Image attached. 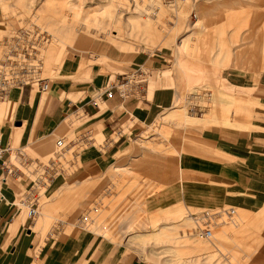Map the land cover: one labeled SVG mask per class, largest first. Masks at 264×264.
<instances>
[{
    "label": "rangeland",
    "instance_id": "1",
    "mask_svg": "<svg viewBox=\"0 0 264 264\" xmlns=\"http://www.w3.org/2000/svg\"><path fill=\"white\" fill-rule=\"evenodd\" d=\"M258 1L260 2L256 3L257 6H250L252 0H0V16L2 17L0 18V63L5 59L8 44L17 31H32L33 27H38L50 36L49 43L29 60L31 64H39L40 77L48 79L49 87L45 92L49 91L53 80L62 76L60 74L62 69L71 70L69 76L73 80L86 81L96 73L94 67L106 74L105 83L100 89H96L93 85L90 87L88 95L95 102H99L100 95L111 87L119 90V94L116 95L113 90L111 99L119 97L121 101L140 97L146 93L148 97H151L154 90L159 87H164L171 92L170 99L163 107H160L159 114L132 138L134 148L127 149L124 144L111 154L103 147L105 133L95 125L90 126L84 123L87 119L82 116L78 107L67 108L65 114L69 116L63 122L67 130L57 139L64 136L67 140L84 138L81 144L86 151L79 154L74 165L66 170L63 179L59 178L45 195L37 198L36 215L33 221L29 220L31 223L26 224L28 230L20 232V236L27 237L31 234L35 238L30 254L38 258L40 249L47 244L49 238L58 240L74 235L78 231L92 233L82 225L83 215L91 212L93 216H96L95 209L109 208L110 211L113 209L114 218L109 220L108 232L99 235L117 241L128 235L129 241L133 243L132 246L145 248L152 254L149 260L153 263L248 264L251 256L245 257L243 252L236 254L235 247L232 248L227 244L223 246L221 252L213 253L210 250L199 253L196 258L193 257V260L185 258L183 260L176 252L179 249L183 250L185 245L182 243L155 241L146 232L150 230L125 229L129 222L155 219L152 211L147 210L144 205L145 196L152 190L146 186L141 189L134 187L133 180L129 187L118 188L115 183L118 181L128 183L127 175L140 172L139 166L135 163L127 164V153L130 151L137 153V156L145 152L142 155H145L149 162L155 160L151 159V154L165 161L168 155H177L171 152V148L165 142L167 139L164 140L158 134L159 126L165 122V116L169 112L186 109L189 116L202 118L205 113L214 109L215 104L209 99L213 97L215 99V93L219 92L225 98L232 92L246 95L245 86L252 81L253 77L249 78V74L245 77L235 70L233 63L241 62L242 59L237 58V53L234 52L241 47L243 32L251 26L252 22L254 23L256 14L263 19L260 20V30L264 36V0ZM249 7L255 8L252 10ZM227 8H232L236 12L231 15L221 14L225 13ZM247 9L253 12L240 13ZM204 18L207 20L204 21ZM120 24L122 37L116 42L112 36H120L118 34ZM193 29L209 31L204 54L179 45L183 39L187 42L188 34ZM151 30L154 36H147L151 38L150 40L141 37L144 33L150 34ZM234 30L237 31L236 39L231 40L230 35ZM110 34L112 36H109ZM197 35L196 32L191 33L189 38H196ZM263 40L264 37H260L262 45ZM51 47L57 53L47 60L45 51ZM156 53L163 59L160 62L161 66L150 68L151 62L158 58ZM144 54L149 56V62L146 60L148 65L146 62L140 63V57L142 58ZM249 55L250 59L253 56L261 58V63L264 62V53ZM56 56H59L58 61H55ZM65 58L64 65L58 67L56 62L62 63ZM257 73L259 82L257 81L258 84L254 88V103L251 102L252 95H250L249 100L243 101V105L240 104L238 107L227 105L220 109L221 113L225 115L228 113L227 115L233 120L238 116H243L245 120L249 119L253 109L256 108H259L261 115L264 114V84L260 85L262 83L260 81L264 80V67L261 66ZM234 77H238V81ZM34 87L37 89V86ZM16 94L17 90H12L7 98L0 100V108L8 103L15 109V104L10 97H15ZM33 94L35 95V90ZM67 99L74 104L76 97L67 95ZM258 101L261 105L257 104ZM98 104L101 110L106 105L104 101ZM14 113L7 117L0 113V135H6L5 129H13L11 123L15 119ZM125 116V122L120 121L119 126L127 131V125L133 126L134 121L131 120L130 113ZM201 123L190 120L181 127L183 134L197 138L201 131L196 127L197 125L210 127ZM171 133L168 131V136ZM258 134L263 135L264 132ZM253 135L255 134L250 136L248 132L244 137L251 139ZM138 140L151 143L136 144L135 141ZM14 142L9 141L13 148H20L21 153L28 158L37 159L43 163L51 158L55 151L54 143L53 152L47 158H40L36 154H30L29 148L32 147L22 145V141ZM180 145L185 147L187 144L182 142ZM12 153L14 155H11L9 161L21 169V185L16 188L13 183L20 182L7 178L11 182L8 181L6 186H2L7 189L5 194L2 193L4 195L2 201L8 207L20 208L23 212L21 218H24L28 217L31 203L28 196L30 184L24 176L25 170L21 159L17 153ZM96 153H103L105 166L98 168L97 165L92 166L88 163L91 156ZM167 167L168 165L164 164H147V171L145 169L143 172H146L149 177L158 174V177L162 178L165 177L164 171ZM166 182H168L167 178ZM129 208H133L131 214L127 212ZM140 209L141 213L138 212ZM171 209V207L159 208L158 214L171 212ZM229 209H232V212H227ZM260 210H264V204L258 212ZM190 211L195 216L212 214L209 217L212 224L218 221L223 224L224 221H228L238 240L249 241V235H256L255 238L260 237L264 228V211L250 213L232 205L198 210L192 208ZM124 216L126 220L123 219ZM198 223L201 225L200 221ZM161 224L153 227L151 231H156ZM140 231L144 234L140 235ZM191 237L195 240L202 239L197 235ZM239 246L242 245L239 244Z\"/></svg>",
    "mask_w": 264,
    "mask_h": 264
},
{
    "label": "crops",
    "instance_id": "2",
    "mask_svg": "<svg viewBox=\"0 0 264 264\" xmlns=\"http://www.w3.org/2000/svg\"><path fill=\"white\" fill-rule=\"evenodd\" d=\"M252 1L250 6H257L256 3L260 2ZM235 2L238 3V1ZM249 9L239 12L245 14L253 12L248 11ZM235 12L232 8H227L225 13L221 14L231 15ZM0 18L2 17L0 16ZM205 20L207 18H204ZM254 20V23L252 22L251 26L243 32L241 47L234 52L237 53V58L242 59L241 62L233 63L235 70L245 77L247 74H249V78L253 77L252 81L245 86L246 95L232 92L229 97L225 98L219 92L215 93V99L214 97L211 98L212 100L209 99L214 102V109L205 113L202 118L189 116L186 109L169 112L165 116V122L159 126L158 134L164 140L167 139L165 142L171 148V152L177 155H168L167 161H165L151 154V159L155 160L149 162L145 155H142L145 152L137 156V153L134 154L130 151L127 153V164L135 163L139 166L140 172H132L127 175L128 183L123 181L115 183L118 188L129 187L133 183V186L138 189L146 186L152 190L145 196L144 205L147 210L152 211L155 219L132 221L127 223L125 229L150 230L146 232L155 241L182 243L185 245L183 250L179 249L176 252L183 260L184 258L193 260V257L196 258L199 253L210 250L213 253L221 252L223 246L227 244L232 248L235 247L236 254L243 252L245 257L251 256L248 264H264V228L260 237L255 238L256 235H249V241L238 240L228 221H224L223 224L218 223L219 221L212 224L209 218L212 214L195 216L190 211L192 208L198 210L199 208L232 205L246 212L255 213L264 204V134H258L264 132V114L261 115L259 108H256L253 109L249 119L245 120L243 116H238L233 120L230 118L231 116L227 115L228 113L225 115L220 110L227 105H234V107L243 105V101L249 100L250 95H252L251 102L254 103V88L259 82L257 72L261 66L264 67L261 58L252 56L250 59L249 55L264 53V40L263 45L260 44V37H264L260 30V20L263 19L259 14H256ZM118 29L120 36L109 35L116 42L122 37L121 24ZM194 32L198 33L196 38H189L191 37L189 35ZM236 35L237 31L234 30L230 35L231 40H235ZM147 36H154L152 30L150 34L141 35L142 38L150 40L151 38ZM208 37L209 31L193 29L188 34L187 42L183 39L179 45L196 53L204 54L206 51L205 42ZM45 53L47 60H50L57 52L51 47ZM156 54L158 58L156 57L151 62L150 68L161 66L160 62L163 59L160 54ZM66 58L62 63L56 62L58 67L64 65ZM58 59L59 56H56L55 61ZM146 60L149 62L147 54L140 57V63L146 62ZM94 69L96 73L86 81H75L69 76L71 70L62 69L60 71L62 76L53 80L48 92L40 91L30 85H24L20 90H17L15 97H10L15 104V109L12 104L8 103L3 104L0 108V113L6 117L15 112V119L11 123L13 129H5L6 135H0L3 142L8 143L7 145L13 150H18V148H13L9 141L11 143L15 140L20 143L22 141V145L33 148H29L31 155L36 154L40 158H47L53 152L57 137L67 130L63 123L69 116V114H65L67 108L78 107L82 116L87 119L85 123L90 126L95 125L105 133L106 139L103 147L109 154L124 144L127 149L134 148L132 138L138 135L159 114L160 107L168 102L171 92L164 87H159L154 90L151 97H148V93H146V95L126 101H121L119 97L111 99L102 95L98 100L99 102L104 101L106 105L101 110L99 102L92 100L93 98L88 93L92 85L96 89H100L104 85L106 74L100 72L96 67ZM234 78L238 81V77ZM260 82H262L260 85L264 84V80ZM111 88L114 90V87ZM34 90L35 95L33 94ZM67 95L76 97L74 104L68 101ZM257 104H260L259 101ZM129 113L131 120L134 121L133 126L127 125V131H124L119 126V122L124 123L125 115ZM190 120L202 122L201 124L210 127L205 128L197 125L196 127L201 129L200 134L197 135V138L188 137L183 134L181 127H184ZM168 131L172 132L170 136H168ZM248 132L250 136L255 135L251 139L244 137ZM182 142L187 145L185 147L180 145ZM135 143L150 144L151 142L138 140ZM103 157V153H96L91 156L88 163L92 166L97 165L98 168L103 167L106 165ZM152 163L168 165L164 171L165 177L159 178L158 174L149 177L146 172H143L147 164ZM166 178L168 182L165 183ZM8 181L10 180L6 179L1 183V197L4 196L2 193L7 192V189L2 186H6ZM122 183L124 184L122 185ZM13 184L16 188L21 185V183ZM167 207H171L172 211L158 214L159 208ZM132 209H127V212L131 214ZM95 211H97L96 216L88 212L83 215L81 221L82 225L94 234L78 231L74 235L58 240L49 238L47 244L40 249L38 258H35L33 254L29 253L33 250L35 238L31 234L27 237L20 236L22 230L25 232L28 230L26 224L30 218H21L23 212L20 208L8 207L0 199V264H158L149 260L152 254L148 250L132 246L133 243L129 241L128 235L119 241L99 235L108 232L109 220L114 218L113 209L110 211L109 208H99ZM262 211L264 210H260L258 213ZM138 212L141 213V209ZM150 216L152 215L150 214ZM123 219L126 220V216ZM222 219L224 220V218ZM198 221L201 222V225ZM205 222L210 224L211 236L207 239H193L191 236L197 235V231L204 228ZM124 223L126 225V221ZM159 223H162L161 226L152 232L151 229ZM142 234L144 233L140 231V235ZM186 255L191 256L186 257Z\"/></svg>",
    "mask_w": 264,
    "mask_h": 264
},
{
    "label": "bare ground",
    "instance_id": "3",
    "mask_svg": "<svg viewBox=\"0 0 264 264\" xmlns=\"http://www.w3.org/2000/svg\"><path fill=\"white\" fill-rule=\"evenodd\" d=\"M32 29V31H17L16 35L8 44V53L5 56V59L0 63V81H2L0 82V87L3 90V92L0 94V100L7 98L12 90H20L24 85H30L33 87L37 86V88L43 92L47 91L49 87L48 79H43L40 77L39 64H31L29 63V60L35 57V54L39 52V50L43 48L44 45L49 43L50 36L40 30L38 27H33ZM4 63H6V65H4ZM112 90L113 89L110 88L105 92H111ZM105 92H103L100 97L102 95L105 96ZM114 92L115 94H119L118 88H114ZM112 96L113 91L111 97ZM83 139L84 138L79 137L78 139L75 138L67 140L65 136L59 138L60 143L57 144L55 142V151L53 153V156L49 158L45 163L40 162L37 159L32 160L30 158H28V161L23 162V158H21V155L19 154V152H22V150H13L10 146L7 145L10 150L8 162L12 164L9 161L11 154L12 152L17 153L22 161V167L25 170L24 176L27 178L30 184V187L28 189V196L32 193H34L35 195L33 202L35 203L36 207H33L35 209L33 217L28 215L29 218L32 217L30 218L31 221H33L38 208L37 198L45 195L52 184L59 178L63 179V175L65 174L66 170L71 165H74V163L77 161V158L79 157V154L86 151V148L82 147L81 144ZM29 208L31 207L29 206ZM227 212H232V209H229V211ZM209 225L210 224L207 225V228H203L201 231H197V235L200 238L207 239L211 236ZM206 230L210 232L209 235L206 234Z\"/></svg>",
    "mask_w": 264,
    "mask_h": 264
},
{
    "label": "built area",
    "instance_id": "4",
    "mask_svg": "<svg viewBox=\"0 0 264 264\" xmlns=\"http://www.w3.org/2000/svg\"><path fill=\"white\" fill-rule=\"evenodd\" d=\"M12 52H14V51H12ZM4 65H6V63H4ZM0 82H2V81H0ZM44 88H45V86H44ZM112 91L111 92H105L104 93L105 97L106 98L111 97ZM2 92H3V90L0 87V94ZM56 143L59 144L60 140L57 139ZM7 144L8 143L3 142L2 138L0 137V184L3 183L4 181H6L7 178H9L10 180L14 179V180L20 182V177H21V172H22L21 169L19 168V166L10 164L8 162V157L10 155V153H9L10 150H9V147L7 146ZM19 154L21 155V158H23V162H26V161L29 160L28 157L26 155H24L23 153L19 152ZM29 196H30V200L32 202L30 203V207L31 208L29 209L28 215L33 217V213L35 211V209L33 207H36L35 203L33 202L35 195H34V193H32ZM0 199H3V197H0ZM32 217H30V218H32ZM208 224L209 223H205L204 228H207ZM206 234L209 235L210 232L208 230H206Z\"/></svg>",
    "mask_w": 264,
    "mask_h": 264
}]
</instances>
